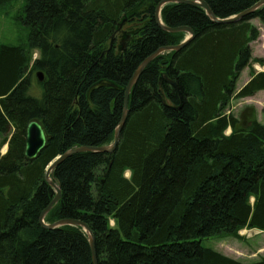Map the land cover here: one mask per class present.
Wrapping results in <instances>:
<instances>
[{"label":"trees","instance_id":"trees-1","mask_svg":"<svg viewBox=\"0 0 264 264\" xmlns=\"http://www.w3.org/2000/svg\"><path fill=\"white\" fill-rule=\"evenodd\" d=\"M16 1L0 0V9ZM162 1L24 0L19 23L29 29L27 45L0 47V149L8 145L0 156V264H94L82 228L40 223L56 195L45 174L72 149L111 145L137 68L186 39L157 23ZM200 1L223 20L262 0ZM255 19L264 25V6L227 25L198 6H164L163 24L189 27L195 37L145 68L113 153L75 154L54 170L61 199L45 224L85 223L98 264H246L203 240L264 232V125L243 128L225 114L233 99L264 91V72L253 69L236 87L260 37ZM31 121L49 137L36 160L24 156Z\"/></svg>","mask_w":264,"mask_h":264},{"label":"rangeland","instance_id":"rangeland-1","mask_svg":"<svg viewBox=\"0 0 264 264\" xmlns=\"http://www.w3.org/2000/svg\"><path fill=\"white\" fill-rule=\"evenodd\" d=\"M24 5L25 2L22 0L12 2L0 9V47L2 45H27L29 29L19 23V17L22 15ZM251 23L259 30L260 37L250 45L252 62H250V68H245L241 72L236 83L238 90L250 80L252 69L255 73L264 72V66L256 62L257 60H264V25L258 19L251 21ZM35 57L37 58V55ZM244 113L246 114V119L242 118V116H245ZM225 114L228 116L233 115L241 123H248V120H257L264 125V91L252 97L239 100L233 99ZM228 133L230 134L227 131L226 135H229ZM7 151L8 145L3 146L0 149V156L5 155ZM126 176L130 177V174L128 173ZM203 245L246 264L257 262L264 258V232L258 230L244 229L240 232L239 238L230 236L211 237L203 240Z\"/></svg>","mask_w":264,"mask_h":264},{"label":"water","instance_id":"water-1","mask_svg":"<svg viewBox=\"0 0 264 264\" xmlns=\"http://www.w3.org/2000/svg\"><path fill=\"white\" fill-rule=\"evenodd\" d=\"M168 4H187L191 6H198L201 7L205 10L209 18L214 21L215 23L219 24H233V23H238L243 21L245 18L249 17L251 14H253L255 11L258 9L262 8L264 6V0L260 1L250 9L234 16L228 19H218L215 17L214 13L212 12L211 8L209 5L200 0H164L162 1L156 10V21L160 25V27L169 32V33H187L189 36L180 44L177 46H168V47H162L159 50H157L155 53H153L151 56H149L147 59H145L140 66L137 68L136 72L134 73L133 77L130 79L126 91H125V102H124V111H123V116L122 119L115 131V136H114V141L111 145L109 146H103V147H79L72 149L65 154L57 157L49 167L47 168L46 174H45V180L46 182L53 188L55 191L56 195L52 202L49 204V206L43 211V213L40 216V223L44 228L47 229H57V228H62L65 226H73V227H80L82 228L85 233L88 235L89 239V244L91 247V252H92V259L94 264H98V258H97V251H96V243H95V237L91 231V229L83 222L78 221V220H71V219H66V220H60L58 222H55L51 225L45 224V217L47 214L58 204V202L61 199V189L59 186L55 183V181L52 179V174L54 170L61 165L65 160H67L69 157L75 154L79 153H113L116 148L118 147L120 143V138H121V132L123 130V127L125 125V122L127 120L128 116V100L130 93L133 89V87L137 84L139 81L143 71L145 68L152 62L154 61L157 57L160 55L167 53V52H177L183 49L185 46H187L195 37L194 31L189 28V27H179V28H168L166 27L163 22L161 21V10L164 6ZM125 23V21H124ZM123 23V24H124ZM123 25H121L122 27ZM120 27V28H121ZM115 36V35H114ZM114 38V37H113ZM37 78L40 82L43 81L44 76L42 73H37ZM166 81L172 85L180 94L179 87L177 84L173 81H170L169 79L166 78ZM162 100L165 106H168L169 108L173 109H178L177 107L170 106L167 101V97L165 95H162ZM49 142V137L48 133L45 129V127L39 122V121H31L27 127H26V144H25V151H24V156L29 159V160H36L40 154L47 148Z\"/></svg>","mask_w":264,"mask_h":264},{"label":"flooded vegetation","instance_id":"flooded-vegetation-1","mask_svg":"<svg viewBox=\"0 0 264 264\" xmlns=\"http://www.w3.org/2000/svg\"><path fill=\"white\" fill-rule=\"evenodd\" d=\"M244 115L245 116H242V118L244 117L246 119V114L244 113ZM239 122H240V126L243 127V128L248 127L251 124V120L250 121L248 120V123H244V122L241 123V121H239Z\"/></svg>","mask_w":264,"mask_h":264},{"label":"crops","instance_id":"crops-1","mask_svg":"<svg viewBox=\"0 0 264 264\" xmlns=\"http://www.w3.org/2000/svg\"><path fill=\"white\" fill-rule=\"evenodd\" d=\"M248 81H249V80H248ZM246 83H247V82H246ZM245 85H246V84H244L242 87H244ZM242 87H241V88H242ZM262 92H263V91H262Z\"/></svg>","mask_w":264,"mask_h":264},{"label":"bare ground","instance_id":"bare-ground-1","mask_svg":"<svg viewBox=\"0 0 264 264\" xmlns=\"http://www.w3.org/2000/svg\"><path fill=\"white\" fill-rule=\"evenodd\" d=\"M121 27V26H120Z\"/></svg>","mask_w":264,"mask_h":264}]
</instances>
